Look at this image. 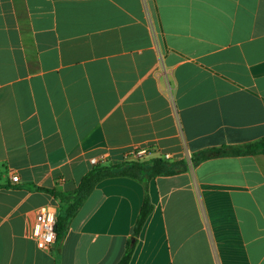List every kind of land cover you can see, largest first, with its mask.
Returning <instances> with one entry per match:
<instances>
[{
  "label": "crops",
  "instance_id": "obj_1",
  "mask_svg": "<svg viewBox=\"0 0 264 264\" xmlns=\"http://www.w3.org/2000/svg\"><path fill=\"white\" fill-rule=\"evenodd\" d=\"M264 138V0H0V264H264V156L97 184L51 251L36 187ZM19 176V182L12 181ZM58 210V211H59Z\"/></svg>",
  "mask_w": 264,
  "mask_h": 264
},
{
  "label": "trees",
  "instance_id": "obj_2",
  "mask_svg": "<svg viewBox=\"0 0 264 264\" xmlns=\"http://www.w3.org/2000/svg\"><path fill=\"white\" fill-rule=\"evenodd\" d=\"M264 156V138L241 146H223L207 149L191 155L190 162L185 160L173 161L168 158L157 157L148 160L124 161L115 165H97L82 179L79 187L71 192H59L36 187V190L51 194L59 203L60 210L57 222V241H62L68 232L72 220L77 216L84 203L94 191L99 182L112 177H130L143 183L147 187L153 178L170 177L185 173L190 165L196 167L203 162L222 157ZM153 207L148 193L136 221L132 239L126 245V251L118 264H129L135 249L136 241L141 230L151 214Z\"/></svg>",
  "mask_w": 264,
  "mask_h": 264
},
{
  "label": "built area",
  "instance_id": "obj_3",
  "mask_svg": "<svg viewBox=\"0 0 264 264\" xmlns=\"http://www.w3.org/2000/svg\"><path fill=\"white\" fill-rule=\"evenodd\" d=\"M150 155L147 149H134L130 151L128 156H133L137 160H144ZM106 157L91 159L93 166L100 165L106 161ZM12 181L19 182V176L15 175ZM59 209L57 207L46 206L42 207L37 212L36 223L30 232V237L36 242L37 246L44 251H51L57 241V222L59 216Z\"/></svg>",
  "mask_w": 264,
  "mask_h": 264
},
{
  "label": "rangeland",
  "instance_id": "obj_4",
  "mask_svg": "<svg viewBox=\"0 0 264 264\" xmlns=\"http://www.w3.org/2000/svg\"><path fill=\"white\" fill-rule=\"evenodd\" d=\"M104 165H108V163H105Z\"/></svg>",
  "mask_w": 264,
  "mask_h": 264
}]
</instances>
